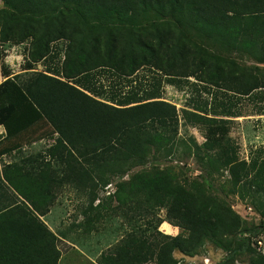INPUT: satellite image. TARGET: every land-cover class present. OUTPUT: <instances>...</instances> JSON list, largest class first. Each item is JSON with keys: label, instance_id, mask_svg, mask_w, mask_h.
<instances>
[{"label": "trees", "instance_id": "obj_1", "mask_svg": "<svg viewBox=\"0 0 264 264\" xmlns=\"http://www.w3.org/2000/svg\"><path fill=\"white\" fill-rule=\"evenodd\" d=\"M1 1L0 46L29 42V51L24 71L13 74L0 50V125L6 131L0 156L45 137L54 141L43 154L0 167L7 190L0 192V264H57L58 237L40 216L50 211L58 188L71 185L94 194L108 175L109 183L120 178L112 194L116 208L130 204L135 216L153 217L164 208L165 217L156 218L155 234L125 233L98 264H177L174 250L192 255L205 241L226 252L217 264H238L241 256H248L245 264H264V254L254 248L264 231V147L245 159L228 137L188 143L178 137L175 105L160 99V79L143 94L132 89L124 96L100 80L106 69L124 78L150 66L177 85L192 76L205 91L209 85L239 96L264 91V67L239 66L188 35L194 30L216 48L264 64V0ZM61 51L63 59L54 61ZM40 62L45 68L37 70ZM113 79L110 87H116ZM213 97V103L191 98L185 122L207 125L215 120L204 115H240L230 102ZM178 145L203 172L226 168L234 192L256 205L259 223L241 218L207 191V179H188L181 167L179 173L158 166L128 173ZM165 220L187 233L157 230Z\"/></svg>", "mask_w": 264, "mask_h": 264}, {"label": "rangeland", "instance_id": "obj_2", "mask_svg": "<svg viewBox=\"0 0 264 264\" xmlns=\"http://www.w3.org/2000/svg\"><path fill=\"white\" fill-rule=\"evenodd\" d=\"M3 7L0 0V9ZM188 33V32H187ZM188 34L197 44H202L210 53L219 57L234 60L239 66L258 65L264 67V64L256 63L252 58L245 56L236 51H226L214 47L211 41L202 38L196 34L194 30H189ZM60 44V41L57 42ZM62 47V45H61ZM1 52L5 55L4 61L13 74L23 72V63L27 59L29 51V42H23L18 45L2 43ZM63 52L58 55L54 61L63 59ZM37 70L44 69V65L40 62L35 66ZM109 71L106 69V72ZM104 73L101 75V82L107 88H113L117 94L123 95L129 93V90H136L139 94H143L145 90H150L152 82L157 78L160 79V99L168 101L175 105L178 116V137L186 140L188 143L193 138L198 144L205 140L213 142L223 141L225 138L233 140L238 146V154L240 158L248 159L250 150L256 147H264V91H254L255 95L239 96L233 91H227L215 86H208L210 91L203 90L204 83L196 81L192 76L186 78L188 84L177 85L169 83L165 80L167 76L155 70L153 67L146 66L139 68L133 75L118 78L113 74ZM116 82V87H110L111 79ZM195 83L196 85H193ZM203 84V85H202ZM262 89V88H261ZM199 95L200 98L207 99L209 103H213L214 95L223 104L232 105L234 112L239 116L228 115H204L206 118H214L215 122L207 125H191L185 122L183 113L192 111L189 107V100ZM52 138L45 137L30 144L23 145L15 153L17 160L20 157L33 155L38 152L43 154L44 150L54 141ZM186 147L178 145L177 149L172 153H160L151 155L147 159V163L137 166L130 171L129 174L143 168L158 166L160 168L170 167L179 173V167L183 170V175L188 179L197 178L207 179V191L218 197L221 201H226L231 208L247 222L253 221L259 223L260 214L255 204L248 199H242L231 185L229 173L226 168H220L214 173L208 174L200 170L196 158L192 155L186 156ZM125 174L123 178H127ZM97 189L94 194L90 189H78L71 185H63L56 190V199L50 207V211L40 216L41 221L58 237L57 246L61 250V255L57 264H98L100 256L112 249L125 233L136 230L139 233L145 231V234H155L156 218L165 217V209L156 210L155 217L151 214L135 216V212L130 211V204L122 209L116 208V201L112 198V194L116 189V183L119 177H113L109 183ZM142 201V200H139ZM258 202V201H256ZM149 221H151L149 223ZM147 228H149L147 230ZM157 230L165 234H186L187 231L173 225L167 220L158 225ZM151 231V232H150ZM153 231V232H152ZM255 250L264 254V231L254 238ZM260 241V244L257 241ZM226 252L210 241H205L198 250L188 255L178 250L173 251V257L177 260V264H217ZM248 256H241L237 260L238 264H245ZM145 264H153L148 262Z\"/></svg>", "mask_w": 264, "mask_h": 264}, {"label": "crops", "instance_id": "obj_3", "mask_svg": "<svg viewBox=\"0 0 264 264\" xmlns=\"http://www.w3.org/2000/svg\"><path fill=\"white\" fill-rule=\"evenodd\" d=\"M4 79L2 73H1V62H0V82ZM6 134V131H5V128L0 125V140L2 141L3 140V137L5 136ZM17 158L15 157V153L14 152H5L4 154H2L0 156V167L4 164H8V163H11L12 161L16 160ZM3 186L2 184L0 183V192L4 191L3 190ZM7 192V190H5Z\"/></svg>", "mask_w": 264, "mask_h": 264}, {"label": "built area", "instance_id": "obj_4", "mask_svg": "<svg viewBox=\"0 0 264 264\" xmlns=\"http://www.w3.org/2000/svg\"><path fill=\"white\" fill-rule=\"evenodd\" d=\"M257 242L260 244V241L259 240Z\"/></svg>", "mask_w": 264, "mask_h": 264}]
</instances>
